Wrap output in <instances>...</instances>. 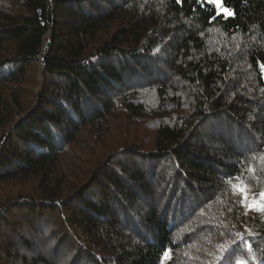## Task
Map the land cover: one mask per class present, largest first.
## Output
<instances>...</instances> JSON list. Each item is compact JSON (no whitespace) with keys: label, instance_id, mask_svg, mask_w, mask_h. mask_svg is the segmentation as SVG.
Here are the masks:
<instances>
[{"label":"trees","instance_id":"obj_1","mask_svg":"<svg viewBox=\"0 0 264 264\" xmlns=\"http://www.w3.org/2000/svg\"><path fill=\"white\" fill-rule=\"evenodd\" d=\"M224 6L235 15L196 0L0 6V186L35 185L0 208V264H224L221 247L264 264V212L248 218L232 187L264 192V0ZM121 119L149 120V150L108 148ZM88 128L102 150L65 164Z\"/></svg>","mask_w":264,"mask_h":264},{"label":"rangeland","instance_id":"obj_2","mask_svg":"<svg viewBox=\"0 0 264 264\" xmlns=\"http://www.w3.org/2000/svg\"><path fill=\"white\" fill-rule=\"evenodd\" d=\"M16 3V0H0V6L3 5H14ZM38 66L33 68L31 73L29 74V80L25 82V84L20 85L19 91H27L25 92L24 96L22 97L23 100H29V102L33 101V93H36V96H40L41 93V80H39L38 74L39 69L37 70ZM40 82H38V80ZM37 80V81H36ZM38 83V84H37ZM38 85V86H36ZM40 85V86H39ZM140 91L146 92L142 96L144 100H146L148 103L150 102V95L148 93V90L141 89ZM21 118H23V115H16L15 121H20ZM131 120V121H130ZM128 119L127 121L122 120L121 121H113V130L111 131V137L108 139V148H117L125 143L129 144H136L137 146H143L145 150H149L151 148V139L147 138V133L152 134L154 133V128L151 127V123L148 121H134L133 119ZM14 122L11 124H8L9 126H12ZM98 135L93 133V130L88 128V133L86 132L83 134V136L80 139V142L78 144L73 145L70 149H68L67 156L64 157V163H68L70 161H75L77 165H79L81 168H88L87 165L82 161V159H88L92 158L95 151H98L99 149L102 150V144H100V140L97 137ZM146 136V137H145ZM151 137V135H150ZM136 142H134V141ZM134 143H133V142ZM99 143V144H98ZM109 150V149H108ZM67 158V159H66ZM86 171V170H85ZM82 173V172H81ZM80 173V174H81ZM79 174V175H80ZM35 185L33 181L28 182H15V183H7L0 186V208L1 206H6L9 201L13 200L17 201L18 199L25 198V195H28L29 193H33ZM255 190L248 188V200L247 203H251L253 196L255 195ZM21 194V195H20ZM10 203V202H9ZM245 205V204H244ZM245 211L247 212V217L256 216L258 211H255L253 209H248L246 206ZM53 222V221H52ZM56 220H54V223ZM9 238V237H8ZM44 241L45 238H42ZM4 239L0 237V254H3L5 251L4 246ZM55 245V243H53ZM52 245V246H54ZM196 248H201L202 244H196Z\"/></svg>","mask_w":264,"mask_h":264},{"label":"snow or ice","instance_id":"obj_3","mask_svg":"<svg viewBox=\"0 0 264 264\" xmlns=\"http://www.w3.org/2000/svg\"><path fill=\"white\" fill-rule=\"evenodd\" d=\"M183 0H176V3L180 4ZM196 3L202 8L205 6H212L215 11V15L210 19L215 20L219 16H223L227 19L230 16H234L235 13L233 10L224 6V0H196ZM259 69L262 74H264V64H259ZM239 179V178H237ZM233 189L240 193L243 196L241 203H244L248 209H253L258 212H264V192H260L258 197L253 196L251 203H247L248 200V188L244 183H237L232 185ZM244 237L240 238L239 242H233L234 244L244 243ZM227 253V255H225ZM233 249L231 247H221V255L217 258L220 261H224V264H228L229 260L232 257ZM169 254L167 251L164 253V259H168Z\"/></svg>","mask_w":264,"mask_h":264}]
</instances>
